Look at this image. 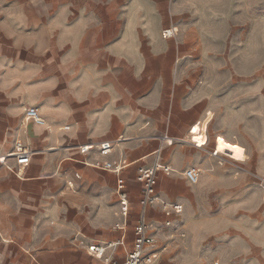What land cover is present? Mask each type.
<instances>
[{
  "label": "crops",
  "instance_id": "0c3cea01",
  "mask_svg": "<svg viewBox=\"0 0 264 264\" xmlns=\"http://www.w3.org/2000/svg\"><path fill=\"white\" fill-rule=\"evenodd\" d=\"M169 3L0 0V155L17 142L31 152L19 173L13 158L0 165V264L123 262L141 221L137 171L156 159L173 172L157 173L159 201L143 219L152 225L154 254L167 219L161 203L181 204L186 212L199 191L218 197L247 181L231 176L212 154L217 141L235 137L212 130L214 100L199 88L197 36L182 38L174 28L163 37L177 20ZM223 66L230 68L227 61ZM27 108L44 124L25 122ZM194 126L207 137L201 149L189 142ZM106 142L112 149L102 156L98 146ZM253 156L261 182L264 157L260 150ZM104 163L122 169L93 167ZM191 168L200 172L197 185L182 175ZM119 184L128 202L125 219ZM258 213L256 239L238 240L223 263L264 264V209ZM123 222L124 231L116 229ZM122 237L124 244L107 249L104 259L87 251Z\"/></svg>",
  "mask_w": 264,
  "mask_h": 264
},
{
  "label": "rangeland",
  "instance_id": "374dc122",
  "mask_svg": "<svg viewBox=\"0 0 264 264\" xmlns=\"http://www.w3.org/2000/svg\"><path fill=\"white\" fill-rule=\"evenodd\" d=\"M168 6L167 12L175 10L177 20L175 27L165 30L175 28L182 38L186 33L197 36L203 64L199 71L203 83L198 84L203 96L207 93L214 100V134L235 137V144L216 142V158L231 176H245L247 181L218 197L199 191L186 212L178 204L181 212L164 221L156 260L158 264H228L222 260L234 253L238 240L256 239L262 216L258 212L264 209L261 174L255 171L253 156L260 150L264 157V0H170ZM226 61L228 70L223 69ZM232 152L247 158L235 161L225 156Z\"/></svg>",
  "mask_w": 264,
  "mask_h": 264
},
{
  "label": "built area",
  "instance_id": "2783aa9c",
  "mask_svg": "<svg viewBox=\"0 0 264 264\" xmlns=\"http://www.w3.org/2000/svg\"><path fill=\"white\" fill-rule=\"evenodd\" d=\"M168 33V32H167ZM173 31H170L168 34H163V37L172 36ZM25 122H32L36 125H43L44 121L38 114L37 110L34 108H27L25 111ZM189 142L198 149H201L207 142V137L205 133L199 131V129L194 126L190 130ZM168 143V142H167ZM112 149L111 143H102L98 146V151L102 156H106ZM80 153L85 154L89 151L88 146H83L80 148ZM30 150L23 145L21 142L15 143L14 150L7 155H0V165H5L6 158H13L17 166V172L19 173L21 169L26 167L30 161ZM96 169H102L111 171L118 174L122 167L118 165H113L111 163H104L102 165L95 164L93 165ZM163 172L165 174H170L173 172L167 166L162 165L157 159L154 161V164L149 168H140L137 171V181L142 186V198L139 201L141 209V221L133 231V241L132 248L127 253L123 262L111 261L110 264H157L156 257L153 252H149L148 249L153 247L156 243L154 237L149 232V227L143 222L145 218V213L147 208L158 203V194H157V173ZM199 170L191 168L185 170L182 175L191 185H197L199 182ZM260 189L262 193V202L264 203V178L260 182ZM117 197L122 206L121 216L123 219L127 217L128 214V202L125 194L122 192V186L119 184L117 186ZM163 212L165 216L169 217L170 214H178L181 212V208L178 205H167L161 203ZM124 222L122 226H117L116 229L124 231ZM124 244V238H120L116 242L107 243L103 245H92L87 248V251L94 255L97 259H104V252L107 249H114L120 247ZM108 262V259H105Z\"/></svg>",
  "mask_w": 264,
  "mask_h": 264
},
{
  "label": "bare ground",
  "instance_id": "6f19581e",
  "mask_svg": "<svg viewBox=\"0 0 264 264\" xmlns=\"http://www.w3.org/2000/svg\"><path fill=\"white\" fill-rule=\"evenodd\" d=\"M167 32L170 33V31H166L165 34H168ZM218 153L219 151H218V148L216 147L212 154L218 157ZM225 156L235 161H244L247 158L245 155L239 152L227 153Z\"/></svg>",
  "mask_w": 264,
  "mask_h": 264
}]
</instances>
